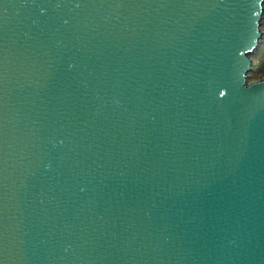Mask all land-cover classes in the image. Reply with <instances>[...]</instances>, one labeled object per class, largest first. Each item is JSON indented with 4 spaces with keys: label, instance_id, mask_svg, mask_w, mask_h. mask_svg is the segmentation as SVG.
Listing matches in <instances>:
<instances>
[{
    "label": "water",
    "instance_id": "1",
    "mask_svg": "<svg viewBox=\"0 0 264 264\" xmlns=\"http://www.w3.org/2000/svg\"><path fill=\"white\" fill-rule=\"evenodd\" d=\"M264 0H0V264H264Z\"/></svg>",
    "mask_w": 264,
    "mask_h": 264
},
{
    "label": "rangeland",
    "instance_id": "2",
    "mask_svg": "<svg viewBox=\"0 0 264 264\" xmlns=\"http://www.w3.org/2000/svg\"><path fill=\"white\" fill-rule=\"evenodd\" d=\"M261 36L257 47L250 53L251 65L248 71V81L255 82L264 79V5L260 17Z\"/></svg>",
    "mask_w": 264,
    "mask_h": 264
}]
</instances>
